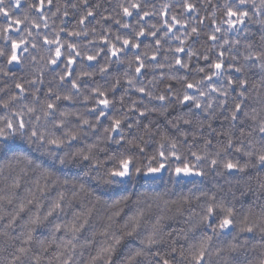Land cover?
<instances>
[{"label":"snow or ice","instance_id":"snow-or-ice-1","mask_svg":"<svg viewBox=\"0 0 264 264\" xmlns=\"http://www.w3.org/2000/svg\"><path fill=\"white\" fill-rule=\"evenodd\" d=\"M0 18V264H264V0Z\"/></svg>","mask_w":264,"mask_h":264},{"label":"trees","instance_id":"trees-1","mask_svg":"<svg viewBox=\"0 0 264 264\" xmlns=\"http://www.w3.org/2000/svg\"><path fill=\"white\" fill-rule=\"evenodd\" d=\"M112 2L115 4L117 2H123V0H112ZM157 4L161 2H165V0H155ZM172 3H177L178 0H171ZM199 2L202 3V0H199ZM217 2V0H213V3ZM219 2H223V0H219ZM3 24V19L0 18V25ZM150 78V77H149ZM163 120V118H161ZM211 177L208 178V180L205 181L204 187H210ZM194 186L190 183H182L179 185L173 184L170 182V178L167 175H164L163 179L155 182V183H144L141 181L140 183H137L135 187H129L126 192L124 191H105L103 189L98 190V194L102 195L105 199L108 198H116L120 195H133V194H141V193H147L148 195H164L168 198L177 199L181 197L182 195H185L188 193L189 189H192ZM235 191V188L233 189ZM237 197L239 198V192H237ZM127 210V209H125Z\"/></svg>","mask_w":264,"mask_h":264}]
</instances>
